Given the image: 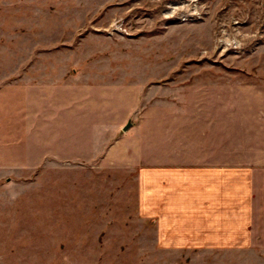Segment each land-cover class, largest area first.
Segmentation results:
<instances>
[{
  "label": "rangeland",
  "instance_id": "rangeland-1",
  "mask_svg": "<svg viewBox=\"0 0 264 264\" xmlns=\"http://www.w3.org/2000/svg\"><path fill=\"white\" fill-rule=\"evenodd\" d=\"M74 70L93 83L128 75L135 91L244 83L262 88L264 115V0H0V82L61 84ZM56 155L0 161V264H143L132 258L157 254L134 170Z\"/></svg>",
  "mask_w": 264,
  "mask_h": 264
},
{
  "label": "crops",
  "instance_id": "crops-1",
  "mask_svg": "<svg viewBox=\"0 0 264 264\" xmlns=\"http://www.w3.org/2000/svg\"><path fill=\"white\" fill-rule=\"evenodd\" d=\"M128 78L93 83L74 70L61 84L0 82V161L37 166L60 151L134 170L157 254L133 263L264 264L262 88L174 80L135 91Z\"/></svg>",
  "mask_w": 264,
  "mask_h": 264
},
{
  "label": "water",
  "instance_id": "water-1",
  "mask_svg": "<svg viewBox=\"0 0 264 264\" xmlns=\"http://www.w3.org/2000/svg\"><path fill=\"white\" fill-rule=\"evenodd\" d=\"M128 125L130 126V125H131V122H129V124H128ZM129 126H128V127H129ZM125 129H127V128H125Z\"/></svg>",
  "mask_w": 264,
  "mask_h": 264
}]
</instances>
